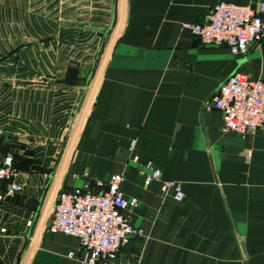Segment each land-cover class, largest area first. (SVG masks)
<instances>
[{
	"label": "crops",
	"instance_id": "crops-1",
	"mask_svg": "<svg viewBox=\"0 0 264 264\" xmlns=\"http://www.w3.org/2000/svg\"><path fill=\"white\" fill-rule=\"evenodd\" d=\"M67 1L68 25L100 38L99 60L78 79L55 74L52 60L27 84L33 90L9 101L23 120L16 159L39 167L17 168L22 190L0 205V264H83L67 256L78 240L48 229L58 194L81 186L83 172H123L121 191L138 199L126 216L142 233L109 264H264V127L225 130L219 110H204L235 70L264 80V37L236 55L182 27L203 22L218 1L258 0ZM78 37L74 48L91 46ZM148 162L181 184L182 200L145 183Z\"/></svg>",
	"mask_w": 264,
	"mask_h": 264
},
{
	"label": "built area",
	"instance_id": "built-area-1",
	"mask_svg": "<svg viewBox=\"0 0 264 264\" xmlns=\"http://www.w3.org/2000/svg\"><path fill=\"white\" fill-rule=\"evenodd\" d=\"M182 27L203 45H223L236 55H244L250 45L264 37V0L247 4L218 1L210 7L203 22L184 21ZM211 109L221 112L225 130L244 134L264 127V80L235 70L219 83L205 103L204 110ZM146 166L152 171L145 176V183L156 180L162 193H171L177 200L185 197L179 182L163 178L160 169L150 162ZM16 175L13 156L2 155L0 180L10 181L0 190V205L22 190V185L14 181ZM80 175L84 178L81 186L58 194L48 229L78 240V252L69 250L67 256L83 264H109L118 258L121 245L130 236L142 233L126 216L138 199L126 197L121 191L123 172L113 173L105 180L90 179L88 172Z\"/></svg>",
	"mask_w": 264,
	"mask_h": 264
},
{
	"label": "rangeland",
	"instance_id": "rangeland-1",
	"mask_svg": "<svg viewBox=\"0 0 264 264\" xmlns=\"http://www.w3.org/2000/svg\"><path fill=\"white\" fill-rule=\"evenodd\" d=\"M67 3V0H0V129L7 131L0 132V151L9 148L8 154L16 158L19 140L24 137L20 132L23 120L16 116L18 106L14 109L15 116H10L9 101L14 104L13 99H19L17 96L33 90L34 86L27 84L35 83L34 79L40 76L41 70L47 75L50 69L42 66H49L52 60L59 62V70L55 74H68L75 79L86 75L99 60V54L93 46L100 38H83L80 34L82 28L68 25ZM71 36H79L78 41L87 40L91 46L85 42L83 49L84 45L76 42L74 48L70 42ZM67 63V69L61 68ZM50 137L45 142L48 146L47 155L52 147ZM34 138L33 142H39V138ZM37 198H34V204H37Z\"/></svg>",
	"mask_w": 264,
	"mask_h": 264
},
{
	"label": "trees",
	"instance_id": "trees-1",
	"mask_svg": "<svg viewBox=\"0 0 264 264\" xmlns=\"http://www.w3.org/2000/svg\"><path fill=\"white\" fill-rule=\"evenodd\" d=\"M6 154V153H5ZM4 155V154H3ZM38 160H35L34 158H33V160L31 159V160H22L21 162L20 161H18L17 159H16V157H14L13 156V162H14V167H15V169L16 168H19V167H22V168H25V169H27V168H30V167H35V168H37V167H39V164H38V162H37ZM20 162V163H19Z\"/></svg>",
	"mask_w": 264,
	"mask_h": 264
},
{
	"label": "water",
	"instance_id": "water-1",
	"mask_svg": "<svg viewBox=\"0 0 264 264\" xmlns=\"http://www.w3.org/2000/svg\"><path fill=\"white\" fill-rule=\"evenodd\" d=\"M2 159V155H0V160Z\"/></svg>",
	"mask_w": 264,
	"mask_h": 264
}]
</instances>
